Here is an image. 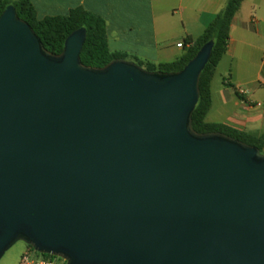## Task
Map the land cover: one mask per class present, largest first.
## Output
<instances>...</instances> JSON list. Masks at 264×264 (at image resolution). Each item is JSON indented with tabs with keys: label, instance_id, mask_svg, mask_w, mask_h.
I'll use <instances>...</instances> for the list:
<instances>
[{
	"label": "water",
	"instance_id": "water-1",
	"mask_svg": "<svg viewBox=\"0 0 264 264\" xmlns=\"http://www.w3.org/2000/svg\"><path fill=\"white\" fill-rule=\"evenodd\" d=\"M0 17V260L18 242L67 264H264V147L198 133L214 41L177 73L82 63Z\"/></svg>",
	"mask_w": 264,
	"mask_h": 264
},
{
	"label": "crops",
	"instance_id": "crops-1",
	"mask_svg": "<svg viewBox=\"0 0 264 264\" xmlns=\"http://www.w3.org/2000/svg\"><path fill=\"white\" fill-rule=\"evenodd\" d=\"M29 1L40 19L66 16L79 8L101 17L112 52L142 65H159L185 56L228 0ZM180 43L184 47L179 48ZM218 73L221 80L216 82ZM241 90L247 92L242 98ZM211 91L208 123L264 134V0H243Z\"/></svg>",
	"mask_w": 264,
	"mask_h": 264
},
{
	"label": "trees",
	"instance_id": "trees-1",
	"mask_svg": "<svg viewBox=\"0 0 264 264\" xmlns=\"http://www.w3.org/2000/svg\"><path fill=\"white\" fill-rule=\"evenodd\" d=\"M243 4V0H228L224 10L206 28L187 54L172 63L146 65L150 72L177 73L197 55L207 43L214 41L211 59L202 72L200 80V99L193 113V127L200 133H222L247 145L263 149L264 134L255 136L222 124H211L206 118L212 108L211 84L216 70L227 52L231 24ZM14 6L20 19L27 22L41 39L44 47L56 55L64 51L67 38L76 30L86 29L87 38L81 53L82 63L89 67L102 68L114 60H127V56L111 51L108 43L107 25L101 18L84 9H74L68 15L40 19L29 0H0V17L9 7ZM190 42L192 39H189ZM184 45V44H183ZM143 67L142 64L138 63ZM242 98L243 95L238 93ZM28 249L36 252L32 247ZM37 253V252H36ZM38 255L59 260L51 255Z\"/></svg>",
	"mask_w": 264,
	"mask_h": 264
},
{
	"label": "rangeland",
	"instance_id": "rangeland-1",
	"mask_svg": "<svg viewBox=\"0 0 264 264\" xmlns=\"http://www.w3.org/2000/svg\"><path fill=\"white\" fill-rule=\"evenodd\" d=\"M131 62L138 64L137 61H134V60ZM142 68L147 70L146 68L148 67L146 65H143ZM216 79H217L216 82L218 81V79H220L219 73L216 75ZM27 250H28V245L25 244L24 242L16 243L0 260V264H20L21 259Z\"/></svg>",
	"mask_w": 264,
	"mask_h": 264
},
{
	"label": "built area",
	"instance_id": "built-area-1",
	"mask_svg": "<svg viewBox=\"0 0 264 264\" xmlns=\"http://www.w3.org/2000/svg\"><path fill=\"white\" fill-rule=\"evenodd\" d=\"M178 47L182 48L184 47V45L180 43ZM240 93L242 95L247 94V92L243 90H241ZM20 264H67V262L61 258L59 260L48 259L28 249L26 253L23 255Z\"/></svg>",
	"mask_w": 264,
	"mask_h": 264
}]
</instances>
